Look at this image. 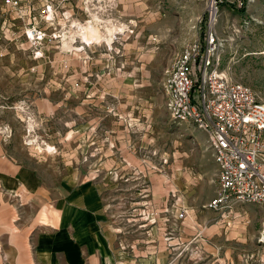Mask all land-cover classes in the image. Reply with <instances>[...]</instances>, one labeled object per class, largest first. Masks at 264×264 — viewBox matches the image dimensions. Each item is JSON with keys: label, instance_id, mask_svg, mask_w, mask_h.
I'll list each match as a JSON object with an SVG mask.
<instances>
[{"label": "rangeland", "instance_id": "rangeland-1", "mask_svg": "<svg viewBox=\"0 0 264 264\" xmlns=\"http://www.w3.org/2000/svg\"><path fill=\"white\" fill-rule=\"evenodd\" d=\"M77 25L103 41L85 43ZM31 27L44 32L41 47L28 40ZM212 31L221 68L264 103V0H20L17 8L0 0L1 136L49 177L74 171L102 182L107 222L124 250L155 226L150 214L216 213L205 208L218 190L207 136L172 120L163 86L183 47ZM234 211L254 218L245 223L253 239L213 238L216 259L225 264L234 243L229 260L264 264V209ZM165 241L180 246L171 264H195L182 253L195 240L175 241L170 230Z\"/></svg>", "mask_w": 264, "mask_h": 264}, {"label": "crops", "instance_id": "crops-1", "mask_svg": "<svg viewBox=\"0 0 264 264\" xmlns=\"http://www.w3.org/2000/svg\"><path fill=\"white\" fill-rule=\"evenodd\" d=\"M8 143L0 132V264H171L180 246L169 248L165 237L170 230L175 241L197 242L187 256L192 262L221 264L216 259L221 246L213 238L253 239L245 226L253 217L235 211L222 217L189 215L184 208L183 220L150 214L148 220L155 226L124 250L120 235L107 222L102 182L83 180L74 171L62 179L49 177L37 157L13 150ZM232 245L227 244L225 264H236L229 260Z\"/></svg>", "mask_w": 264, "mask_h": 264}, {"label": "built area", "instance_id": "built-area-1", "mask_svg": "<svg viewBox=\"0 0 264 264\" xmlns=\"http://www.w3.org/2000/svg\"><path fill=\"white\" fill-rule=\"evenodd\" d=\"M6 2L17 8L20 0ZM47 13L53 14L51 6ZM26 34L33 46H42L45 34L40 28L31 27ZM205 38L184 46L167 70L163 85L167 108L175 123L207 136L217 165L218 190L205 208L221 217L244 205L264 209V103L221 68L218 35L212 31ZM178 202L180 198L174 205ZM186 214L179 207L175 219L183 220ZM171 240V236L166 238ZM185 247L182 253H191L197 245Z\"/></svg>", "mask_w": 264, "mask_h": 264}, {"label": "bare ground", "instance_id": "bare-ground-1", "mask_svg": "<svg viewBox=\"0 0 264 264\" xmlns=\"http://www.w3.org/2000/svg\"><path fill=\"white\" fill-rule=\"evenodd\" d=\"M52 18H53V14H50V16H49V18L48 19H50V20H52ZM75 25V24H74ZM79 25H77V29H80V27H78ZM88 27H81L82 29H80V33H81V38H82V40L85 42V43H87V44H99V43H101L103 40H101V36H100V34H98V32H97V34H93L92 33V31H91V29H90V25H87ZM113 31V30H112ZM122 32V31H121ZM113 34H111V32H110V38L109 37H107L106 39H108V40H106V42H107V44L108 45H110L111 46V42H112V38L111 37H113L112 36ZM67 36V35H66ZM69 39V38H68ZM65 40H67V39H65ZM82 41V42H83ZM67 44V46L65 47V48H67V50H72V47H73V45L72 44H69V43H66ZM77 50V49H76ZM71 52V51H70ZM29 124H30V128L32 129L33 127H32V121H29Z\"/></svg>", "mask_w": 264, "mask_h": 264}]
</instances>
